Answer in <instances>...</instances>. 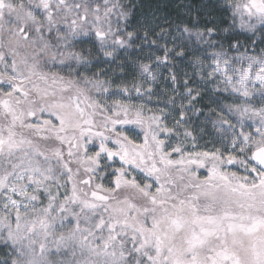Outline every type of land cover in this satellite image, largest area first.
<instances>
[{"label": "snow or ice", "instance_id": "snow-or-ice-1", "mask_svg": "<svg viewBox=\"0 0 264 264\" xmlns=\"http://www.w3.org/2000/svg\"><path fill=\"white\" fill-rule=\"evenodd\" d=\"M216 6L227 27L183 33L213 49L201 75L233 99L196 129L187 74L179 112H146L131 97L152 98L150 63L130 88L129 65L117 77L93 62L164 40L167 67L168 5L132 27L134 0H0V264H264V0ZM237 28L244 42L215 39Z\"/></svg>", "mask_w": 264, "mask_h": 264}, {"label": "trees", "instance_id": "trees-1", "mask_svg": "<svg viewBox=\"0 0 264 264\" xmlns=\"http://www.w3.org/2000/svg\"><path fill=\"white\" fill-rule=\"evenodd\" d=\"M125 3L128 0H124ZM138 5H142V7H137L135 10V17L132 20V27H135L137 22L142 19L145 14L150 13V11L156 10L155 6L157 4H166L168 7L158 12V15L164 16L167 15L170 23L172 24V33L178 31L176 25H179V29L187 26L192 31L203 30V26L207 21L211 18L213 19L217 27L223 29L231 23L229 16L230 14L219 7H217V0H134ZM177 5H191L193 8L196 6L207 5V8H201V15L197 18L195 11L191 14L185 13L182 8L177 7ZM208 13H211V17H209ZM142 36L143 33L141 32ZM249 35L248 33L241 32L239 28H237L234 32L224 33L220 32L215 39L219 42L221 40L225 41V48H227V40L232 39L233 37H238L244 42L245 37ZM165 41L161 40L160 43L156 46L150 45V43H144L142 40L136 41V45H143V50L141 51L139 47L125 49H118L114 54L117 59L111 60L105 58L103 53L99 54V60H96V57H93V62L97 64L98 68L106 70L109 75H112L113 69H116L115 76H121L122 73L119 69L116 68L117 64H127L129 65L126 73V80L128 86L131 88L132 84L135 82H139L138 77L139 73L137 70L138 64L140 62L150 63L151 66L155 67L159 71V79L156 85H154L152 98L149 100L147 96L137 97L135 91L132 92V100L134 102H150L152 100L151 106L146 105L145 111L148 112L149 109L152 112H159L160 107L167 105V108H173L176 112H179L180 105V94L185 92L183 86L181 87L182 82H184L183 74L185 70L188 68V59L191 57V53L189 47L181 46L178 44L176 39H174L173 35L167 38V46L169 49L175 48V51L170 53V60L168 61V66L165 67L163 64L159 68L156 67V57L160 56L163 58L164 54V45ZM179 45V46H178ZM92 43H88L83 45V47L88 48L91 47ZM183 49V55H177ZM259 51V48H257ZM133 61L136 62V66H133ZM97 68H92L91 71H96ZM175 71L177 76L180 79V84L177 86L176 90V105L173 106L169 103L170 98L173 96V86L170 80L171 73ZM183 78V80H182ZM119 82V81H118ZM211 97H209L205 92L200 94L198 102H194L195 108L203 109L206 111L210 107ZM185 106H187V102H185ZM204 111L201 113H197L196 111H189L186 116V126L188 128H195L199 125V119L196 118L199 115L201 120V116L204 114ZM151 114V113H149ZM201 123V122H200ZM142 139V137H141ZM172 139L176 140V137L173 136Z\"/></svg>", "mask_w": 264, "mask_h": 264}, {"label": "rangeland", "instance_id": "rangeland-1", "mask_svg": "<svg viewBox=\"0 0 264 264\" xmlns=\"http://www.w3.org/2000/svg\"><path fill=\"white\" fill-rule=\"evenodd\" d=\"M173 37L174 39H176L179 45L189 47L191 53V57L190 59H188L189 66L185 70L183 74V78L185 79V74H187L189 77H191L190 84L196 89H198L200 94L205 92L209 97H211V103H210L211 108H216L217 106H223L226 103H230L233 97L228 96L227 94L224 93H216L214 90L215 85L212 83H207L201 75V67H200L201 62L203 63L204 68H207V66L211 63L210 56L211 53L213 52V49L210 48L207 44L197 43L195 37H191L190 39L187 34L183 33V28L179 29L175 33V35L173 34ZM153 68L155 69L157 77L159 79L160 77L159 71L155 67ZM203 76H207L206 71L203 73ZM158 79L155 82H153L154 85L157 84ZM182 86H183V82L181 84V87ZM151 102L152 100L150 102H144V103L148 106H151L152 104ZM169 109L172 112H176L175 109H173L172 107ZM207 110L204 111V114L201 116V120L199 118V115L196 116V118L199 119V125L195 127L196 129H199L204 124L205 116L208 114ZM168 123L170 126L174 123L171 117H169ZM207 127L211 128V125L209 124L207 125ZM206 140L207 137H205L204 140H201L202 147L211 148L212 147L211 143H206L205 142ZM172 141L175 142L174 139H172Z\"/></svg>", "mask_w": 264, "mask_h": 264}]
</instances>
